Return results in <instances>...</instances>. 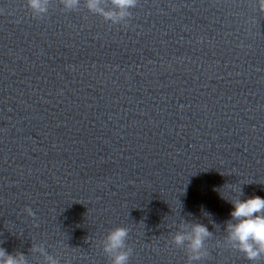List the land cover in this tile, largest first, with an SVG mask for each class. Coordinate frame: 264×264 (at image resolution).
I'll use <instances>...</instances> for the list:
<instances>
[{
	"label": "water",
	"instance_id": "obj_1",
	"mask_svg": "<svg viewBox=\"0 0 264 264\" xmlns=\"http://www.w3.org/2000/svg\"><path fill=\"white\" fill-rule=\"evenodd\" d=\"M30 208L35 214L28 215ZM128 229V264H188L187 252L118 216L37 183L0 171V247L28 264H110L102 240ZM192 264H209L202 259Z\"/></svg>",
	"mask_w": 264,
	"mask_h": 264
},
{
	"label": "clouds",
	"instance_id": "obj_2",
	"mask_svg": "<svg viewBox=\"0 0 264 264\" xmlns=\"http://www.w3.org/2000/svg\"><path fill=\"white\" fill-rule=\"evenodd\" d=\"M60 3L67 10H75L80 0H60ZM109 3L112 7L104 8L100 0H84V6L90 12L113 24L130 17V9L136 6L137 0H109ZM27 4L33 15L39 17L47 13L50 0H27ZM260 7L264 10V0H260ZM241 196L243 191L240 187L237 198L227 199L233 205V211L230 213L231 219L226 222L225 242L242 252L249 261L256 262L264 257V198L252 196L242 200ZM25 211L30 216L35 215L30 208ZM212 234L202 223L184 221L172 236V243L186 249L188 264H192L207 256L205 242ZM128 236L127 228L116 227L108 231L102 240V251L110 264H128L132 254V249L126 244ZM0 264H28V261L24 253L13 254L0 247ZM48 264H57V261L49 256Z\"/></svg>",
	"mask_w": 264,
	"mask_h": 264
}]
</instances>
